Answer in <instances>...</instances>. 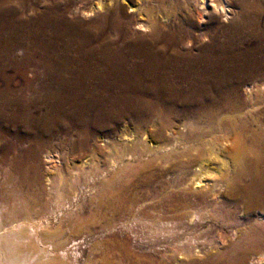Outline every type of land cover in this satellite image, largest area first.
Masks as SVG:
<instances>
[{"label":"bare ground","instance_id":"bare-ground-1","mask_svg":"<svg viewBox=\"0 0 264 264\" xmlns=\"http://www.w3.org/2000/svg\"><path fill=\"white\" fill-rule=\"evenodd\" d=\"M62 156L93 189L157 171L101 217L206 250L184 264H264V0H0V264H121L41 238L29 189Z\"/></svg>","mask_w":264,"mask_h":264},{"label":"rangeland","instance_id":"rangeland-1","mask_svg":"<svg viewBox=\"0 0 264 264\" xmlns=\"http://www.w3.org/2000/svg\"><path fill=\"white\" fill-rule=\"evenodd\" d=\"M43 160L44 156L42 155ZM61 161L62 170L66 178L69 179L68 181L62 184L56 174L53 177L54 183L47 186L46 184L48 183L44 181V174L47 171L48 165L43 162L39 170L38 175H40V178L38 182L29 189L30 195H34L33 198L35 197V200L30 201L34 205L35 220L45 221L48 219L44 222L46 228L44 226L41 231V238H43L47 246H55L65 241L68 247H72L74 243L79 242V245L75 246L79 251L87 252L99 247L113 252L115 256L117 255L116 258H119L118 261L121 264H184L186 260L193 256L194 258L207 257L206 250L195 247L194 243L188 246L192 251L191 256H185L183 252L177 249V246L182 242H186L184 241L185 239H179L178 235L175 236L178 241L166 238L167 236L165 235L167 234L164 235L161 232L151 230L141 220H125L120 217L116 220L114 219L113 222L116 223L117 221L115 225L110 220L102 219L101 214L104 212V208L100 207V203L98 202L97 196L99 191L105 190L107 195H112L113 192L126 189L128 186L129 190L132 188V190L143 191L147 187L146 178L149 174L155 175L157 173L154 169L135 172L131 165L136 163L135 161L130 162V168L127 165L128 162L122 164L118 162L115 170L109 167V169L106 168L107 174L105 172V177L101 178L102 181H108L110 185L101 186L102 183L99 182L97 188L93 189L85 184L83 176L73 168L65 156H62ZM7 164L10 172L16 174L12 162L8 160ZM26 168L27 173L34 177L32 174L33 165H29ZM70 185L74 190L73 194H68L66 206L60 209L57 208L54 204L56 194L66 192ZM90 189L93 190L91 191ZM29 200L27 199V201ZM105 203L108 204V200ZM21 221H25V219ZM16 224L17 222L14 223V225ZM12 225L8 227H15ZM179 234L181 235V233ZM91 258H87L86 261H95L96 259ZM83 262L85 261L83 260Z\"/></svg>","mask_w":264,"mask_h":264}]
</instances>
